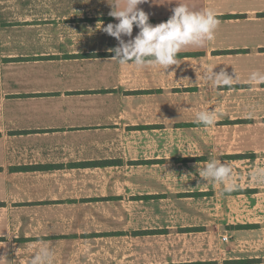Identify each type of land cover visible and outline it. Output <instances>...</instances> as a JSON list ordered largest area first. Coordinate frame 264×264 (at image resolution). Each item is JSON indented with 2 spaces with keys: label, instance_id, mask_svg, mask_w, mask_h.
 <instances>
[{
  "label": "crops",
  "instance_id": "obj_1",
  "mask_svg": "<svg viewBox=\"0 0 264 264\" xmlns=\"http://www.w3.org/2000/svg\"><path fill=\"white\" fill-rule=\"evenodd\" d=\"M178 3L211 9L220 23L213 40L183 47L164 71L112 59L118 42L99 29L117 22L107 0H0V264H28L43 246L52 264H264L260 187L234 193L229 243L200 232L105 228L126 225L144 200L164 197L112 184L123 162L109 156H136L135 146L170 126H201L193 114L218 108L224 90L248 80L249 66L264 74V0L139 7L157 24ZM212 68L233 75V85L206 81ZM86 161L112 163L78 164Z\"/></svg>",
  "mask_w": 264,
  "mask_h": 264
},
{
  "label": "rangeland",
  "instance_id": "obj_2",
  "mask_svg": "<svg viewBox=\"0 0 264 264\" xmlns=\"http://www.w3.org/2000/svg\"><path fill=\"white\" fill-rule=\"evenodd\" d=\"M249 67L250 82L235 81L233 91H223L218 108L208 106L216 121L212 126H170L160 130L151 143L135 146L136 156H109L123 162L112 169V184L120 186L126 181L128 186L135 185L136 192L149 191L164 197L144 200L137 214L128 216L126 225L116 223L105 228L128 234L190 231L192 235L200 232L220 239L225 235L229 243L234 221L233 192L248 186L264 189V178L252 175L257 169L264 170V83L249 79L254 72L262 73V66ZM195 118L193 114L192 122L196 124ZM213 159L232 168L230 181L222 184L199 177L198 171ZM132 162L138 164H129ZM229 182L236 185L232 192L225 191ZM180 193L190 196L179 197Z\"/></svg>",
  "mask_w": 264,
  "mask_h": 264
},
{
  "label": "clouds",
  "instance_id": "obj_3",
  "mask_svg": "<svg viewBox=\"0 0 264 264\" xmlns=\"http://www.w3.org/2000/svg\"><path fill=\"white\" fill-rule=\"evenodd\" d=\"M147 2L148 0H123L121 5L120 0H113L112 3L107 0L111 9L108 15L117 22L100 24L99 29L118 42L116 47L109 49L114 53L112 59L118 63L133 64L137 68L155 65L165 71L170 66L177 65V55L183 47L202 46L206 41L214 39V32L220 23L215 11L211 9L194 11L186 4L178 3L172 8V14L166 21L152 24L149 22V15L139 7ZM134 26L138 29L135 36ZM205 79L217 88L233 85V75L224 69L207 70ZM250 79L264 83V74L254 72ZM195 119L204 126L216 123L210 111L198 112ZM198 175L202 180L223 184L231 180L232 168L219 159H213L198 171ZM252 175L264 178V170L257 169ZM235 188L236 185L229 182L225 191L232 192ZM52 260L51 248L43 246L30 257L28 264H52Z\"/></svg>",
  "mask_w": 264,
  "mask_h": 264
},
{
  "label": "trees",
  "instance_id": "obj_4",
  "mask_svg": "<svg viewBox=\"0 0 264 264\" xmlns=\"http://www.w3.org/2000/svg\"><path fill=\"white\" fill-rule=\"evenodd\" d=\"M106 163H112V162H106V161H104V162H101V161H86V162H80V163H78L79 165H82V166H98V165H105ZM39 168V166H31V167H29V168ZM233 193H238V192H233ZM245 262V260H241V261H231V263H244Z\"/></svg>",
  "mask_w": 264,
  "mask_h": 264
},
{
  "label": "built area",
  "instance_id": "obj_5",
  "mask_svg": "<svg viewBox=\"0 0 264 264\" xmlns=\"http://www.w3.org/2000/svg\"><path fill=\"white\" fill-rule=\"evenodd\" d=\"M228 239V237L227 236H222V238H221V240H223V241H226Z\"/></svg>",
  "mask_w": 264,
  "mask_h": 264
}]
</instances>
